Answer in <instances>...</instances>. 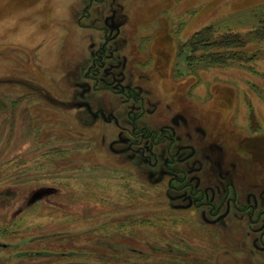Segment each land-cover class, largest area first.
Instances as JSON below:
<instances>
[{
	"label": "rangeland",
	"instance_id": "rangeland-1",
	"mask_svg": "<svg viewBox=\"0 0 264 264\" xmlns=\"http://www.w3.org/2000/svg\"><path fill=\"white\" fill-rule=\"evenodd\" d=\"M260 24L264 0H0V264H264ZM207 26L200 44L231 29L244 58L198 62L188 43ZM105 38L96 73L111 91H94L85 72ZM136 85L143 119L193 145L181 153L192 190L219 204L228 184L246 211L230 193L209 213L210 195L195 201L163 170L166 141L119 132L110 115L140 112L118 95Z\"/></svg>",
	"mask_w": 264,
	"mask_h": 264
},
{
	"label": "flooded vegetation",
	"instance_id": "flooded-vegetation-1",
	"mask_svg": "<svg viewBox=\"0 0 264 264\" xmlns=\"http://www.w3.org/2000/svg\"><path fill=\"white\" fill-rule=\"evenodd\" d=\"M89 5H91V4H89ZM107 45H108V39L105 38L104 42L101 45H99L93 49V58H92L90 64L87 67V70L85 72L86 77L89 76L91 74V72L96 73L97 70L99 71V63H101L104 60V56L107 53ZM99 73H96L95 75H92V77H91V81L93 83V90L98 91L100 89V90H107L108 91L109 88H111V86L104 85L102 82H100L97 79V77H99L102 80H105V78L99 76ZM99 83H101V84L99 85ZM83 87L86 90L84 92L85 94L90 91V86L88 84H85ZM127 87L128 88H127L126 92H123V90L120 89V91L122 93H118V95L126 97L125 99H127V100H131L133 102L139 103L138 107H140L141 110H140V112H134L133 115L130 114L129 112L110 115L111 117H113V120H114L119 132L124 133V132L130 131L135 137H140L141 139L148 141L147 148H150V149H151V147L160 146L162 142L166 141L165 145L167 146V148L165 151L167 153V157H166V161L164 162L165 166H164L163 170L166 172L167 171L172 172V174L175 175V181L178 182V186H175V187H180V191H184L188 187L191 188L190 192L194 195L195 201L197 199L202 200L206 196L210 195L209 200L211 202H208V204H207V206L210 208L209 213L221 211V209L224 207L225 201H226L227 197H229L230 193L232 194V198H231L232 205L236 207V210L241 211V212L246 211V209H238L237 208V201H238L239 195L228 184L226 186V188H227V192H225L226 196H225V198H223L224 200L222 202H219V204H217L218 202H213V201H215V198H214L215 193H213V190L209 189V187H207V189L204 191H202L200 189H197L196 191L192 190V185L188 181L189 180L188 172H190V170L187 169L188 166H186V163L190 159L189 157L191 156V152H190L189 156H187V157L181 156V153L188 148L190 149V151H192V148H190V147H193V145H191L189 143H182L179 145L178 144L175 145L177 138L181 139V136L179 134H176L175 129L165 128L166 127L165 125H162V128H160V129L159 128L156 129V127H159V126L154 127L151 124H149L145 119H143V115L146 112L145 111V109H146V106H145L146 97L144 96L145 92L143 91V88L141 86H138V85H136V87H131V86H127ZM117 88H120V87L117 86ZM109 91H111V90H109ZM115 92H119V90L117 89V90H115ZM95 107H97V110L99 112L102 111L101 106L96 105ZM124 115L126 116V119H121V121H122L121 122L119 120V118L123 117ZM127 119H128V121H130V127L128 126V124L125 123L127 121ZM108 120H110V119H108ZM180 121L183 123L186 121V118L182 114H176L171 119V122L174 126H177L178 122H180ZM142 123H144V124H142ZM168 132H170V134ZM199 133H202V132L199 130ZM184 138L192 139V134L187 132L185 134ZM173 147H180V148H176L175 150H173ZM194 155H195V153H194ZM183 164H184V166H183ZM218 168H220V167L218 166ZM220 176L223 177L224 175H222V173L220 175L218 174V177H220ZM208 191H210L209 194H208ZM240 198L242 199V196ZM244 199L245 198L243 197L242 200H244ZM246 199L247 200L252 199L253 203L250 206H248V209H249L251 215H254L255 210H256V206L260 205L259 204L260 199H258V197L256 195L249 194V193H246ZM219 214H223V213L221 212ZM226 214H228V212H226ZM223 215H221V217H225ZM263 215H264L263 212H260L259 214H257L258 217H257L256 221L260 222L261 216H263ZM252 230L256 232L254 237H253V239H255V243L258 245L259 248L263 249V251H264V225L263 226H260V225L254 226L252 228Z\"/></svg>",
	"mask_w": 264,
	"mask_h": 264
},
{
	"label": "trees",
	"instance_id": "trees-1",
	"mask_svg": "<svg viewBox=\"0 0 264 264\" xmlns=\"http://www.w3.org/2000/svg\"><path fill=\"white\" fill-rule=\"evenodd\" d=\"M264 24H261L251 31L258 40L264 39ZM212 26H207L205 29L194 34L193 39L188 43L190 50L199 53L196 56L198 62L210 65L214 64H228L229 62H236L244 58L246 52L244 46L248 41L247 38L242 37L239 33L228 29L225 33L216 36L208 45V39L202 42L207 33L213 35ZM218 37V38H217Z\"/></svg>",
	"mask_w": 264,
	"mask_h": 264
}]
</instances>
